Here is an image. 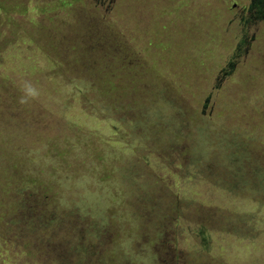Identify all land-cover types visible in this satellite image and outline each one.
I'll return each mask as SVG.
<instances>
[{
    "label": "rangeland",
    "instance_id": "rangeland-1",
    "mask_svg": "<svg viewBox=\"0 0 264 264\" xmlns=\"http://www.w3.org/2000/svg\"><path fill=\"white\" fill-rule=\"evenodd\" d=\"M0 1L6 5L9 0ZM18 2L27 13L0 12V171L9 169L0 173V264H57L52 238L57 231L42 237L38 226L46 220L67 222L59 215L64 213L52 209L59 206L57 196L91 213L110 210L105 201L114 200L118 215L133 220L127 236L119 233L116 239L123 256L99 262L104 259L102 248L90 242L88 264H134L135 257L146 264L147 255L154 254L159 264H264V113L257 114L258 108L264 112V0H86L73 16L55 21L48 19L53 14L38 10L43 2ZM88 2L96 8H89ZM172 9L177 13L174 35L178 37L180 29L199 44L181 40L179 45L180 39L172 38L170 46H164L162 27ZM71 19L77 27L73 31L67 27ZM156 19L161 20L163 48L155 47L149 59L142 47L153 40L147 37L140 43L138 37L145 35L143 21ZM188 48L194 61L185 65ZM136 49L142 62L158 60L161 70L167 63L159 75L145 72V92L165 96L175 110L172 119L185 135L195 118H206L216 138L184 152L181 144L161 140V131L174 129L170 114L161 121L160 132L155 126L147 135L151 124L145 115L160 120L145 103L127 112L115 103L119 95L95 98L90 84L85 87L84 78L96 75L89 69L96 61L114 62L122 54L129 63L118 66L122 75L115 82L140 88L136 73L133 76L137 65L133 67L128 55ZM28 87L38 93L35 98L26 95ZM131 97L118 101L130 103ZM216 98L226 101L224 107L213 103ZM173 109L167 106L171 114ZM215 111H223L226 120ZM46 112L89 132L81 141L91 146V160L81 155L77 167L71 161L68 171H80L73 180L47 178L51 174L44 172L54 163L43 155L58 149ZM221 131H233L236 138H222ZM6 146L13 149L9 156ZM236 154H245V163L255 166L247 169L246 163L240 171ZM107 176L116 182L103 183ZM149 205L155 208L147 209ZM133 215L146 221L136 224ZM68 216L73 220L67 232L82 233L74 220L78 215ZM111 234L103 232L97 243L108 246ZM56 238L67 243L61 235ZM125 240L131 242V252L122 245Z\"/></svg>",
    "mask_w": 264,
    "mask_h": 264
},
{
    "label": "trees",
    "instance_id": "trees-1",
    "mask_svg": "<svg viewBox=\"0 0 264 264\" xmlns=\"http://www.w3.org/2000/svg\"><path fill=\"white\" fill-rule=\"evenodd\" d=\"M85 1L86 0H36L37 4L42 3V2L44 3V7L41 6L40 8H38V10L40 12H44L45 15L53 14L52 16H48V19H51L53 21H55V19L57 18L61 19L62 16H65V15L73 16L74 10L78 9V7L84 6ZM6 2L8 4L3 5L1 4V1H0V12L3 11L9 14L17 13V12L24 13V14L27 13V7L24 6V3L20 6L18 0H16L15 3H14V0L12 1L9 0ZM88 4H89V8H96L97 6L95 4H91L90 2H88ZM58 11H61V14H58L57 13ZM144 12H145V8H144ZM165 15H168V12L165 13ZM169 15H172V16L170 17V19L167 18L168 20L165 21L166 25L162 27L163 33L165 34L164 46L166 47L170 46L169 43L172 41L171 40L172 38L180 39L179 45H180L181 40H185V42L190 44L191 46H195L196 44H199V41L197 38L191 37L192 34L188 35V33L186 34L182 32L180 29H179L180 31L179 36L176 37L173 32L172 24H173L174 18L177 16V13L172 9L169 12ZM73 21L74 20L71 19L69 23L67 24V27H70L72 31L77 28L72 23ZM159 21L161 20L156 19L149 23H145V20H144L143 24L145 26L144 25L143 26L145 30V35H140L138 37L140 43H143L147 37L152 38L153 43L151 46H148L147 48L142 47V50L148 52L149 59L150 57L154 55L153 52L155 51L154 50L155 47H162V42L159 43V38L162 37L160 33ZM147 25L148 27L147 29H145ZM195 30L194 32H192L193 34H195ZM87 33L89 32L87 31ZM83 35L86 36L85 34ZM189 36L191 37L190 39L187 38ZM82 38L84 39L83 42L85 43L86 46L88 47L92 46L91 40L86 39V37H82ZM62 42L63 40L60 39L59 45ZM149 43H151V41H149ZM117 47L120 51L123 50L121 46L119 45V43L117 44ZM96 48H97V54H98V46ZM188 51H189V48H188ZM129 52H130L128 53L129 59L133 63V67L137 65L136 68L135 67L133 68V76H134V73H136V79L140 82V85H141L140 88H137L135 85L134 87H132L133 83L129 84L127 83V81L115 82V79L120 78V75H122L121 69L118 66L129 63L128 60H125V57H123L122 54H119L120 57L116 58L114 62L103 63L102 61H96L97 63L89 68L91 71L90 74H96V75H93V76L89 75L90 77L84 78L85 87H87L90 84L89 89L92 93L95 94L94 95L95 98L96 97L101 98L107 95H119L116 97L115 103L119 105L120 110H125L127 112L129 109L134 110L135 107H140L145 103V106L150 107L152 112H154L156 120H160V121H154L152 118L145 115V119H149L150 124H151V126L145 131V134L150 135L155 126L157 128V132H160L159 126L162 125L161 121H164V119L168 117L169 114L172 116L171 119L174 118L173 115H175V110L173 109V107L170 106L171 103L165 100V96H163L162 98H159L158 96L153 97L154 95H148L145 92V85L143 84V81H145V72L153 71L155 75H159L162 73L163 70H165L164 65L167 66V63L164 62L162 64L163 70H161V65L158 60L151 59L153 63H150L149 59L148 60L145 59V61L142 62L144 58H141L138 55V49H136L135 51L130 50ZM212 56H210V58ZM58 57H59V54H58ZM81 58L82 56L79 57L78 60H82ZM183 58L185 60L184 61L185 65H187V63L193 62L194 60H193L192 50L189 51V55L188 54L183 55ZM59 61L61 60L59 59ZM64 62H66V60ZM61 65H63L62 62H61ZM229 65L230 64H228L225 69H228ZM107 67H109V69L107 71H104V68H107ZM227 75H230V70L227 72ZM124 95H132L130 103L124 104L123 102L121 103L118 101V99L120 97H123ZM214 100L215 99H212L210 103H212ZM225 102L226 101L218 99L216 102H213V103L224 107ZM167 106H169L170 109H173L174 114H171L169 110H167ZM215 113L216 115L221 116V121L226 120V118L223 116V111H220L219 113L215 111ZM263 113L264 112L259 111V108H258L257 114L261 116L263 115ZM46 115L48 116L52 124L51 130H54L51 132V137L54 138V140L53 139L51 140L54 141L58 147L55 153L46 151V153L43 155L45 161L54 163L53 166L44 169V172H48L51 174V175H47L46 177L56 178L57 180H63V181L73 180L75 177L80 176V173H79L80 171L78 170V168L73 173L68 171L67 168L70 166L71 161L73 160L75 163V166L77 167L79 166L78 162L80 161L78 160L81 155H83L85 159L91 160V157L88 155L91 152V146L85 143L84 141H81L82 137L87 136L89 132H86L76 126L69 125L67 124V122L62 123L61 118L55 117L49 112H46ZM195 120H196L195 125L192 126L195 129V131H193V128H191L189 131V134L185 135L182 128L179 126V122H175L176 120L172 119L171 126L174 129L170 131H161L163 133V137L161 138V140H164L165 142H170V141L177 142V144H181L182 146H184V152H188V151H193L199 143H202V142L207 143L211 138H216V135L213 132L215 127L212 125V123H210L206 118H199V119L195 118ZM168 125H170L169 122H168ZM221 134H223V131H221ZM223 135L224 136H222V138H226V139L232 138V137L236 138V135L233 131L231 132L230 135H225V134ZM257 139H259V137H257ZM70 140H73L72 144L69 143ZM11 148L12 147L6 146L7 155L9 154V152L10 154L11 152H13V149L11 150ZM246 159H247V156L245 154L237 155L238 163L236 164V166L240 169V171L243 165H245L246 163L248 164L247 169L252 166H255L252 162H249V161L245 163ZM17 160L18 161L20 160L19 157ZM25 160L27 159H23L19 163V165L20 166L24 165ZM18 161L16 162V164L18 163ZM120 162L114 163L113 167L117 169ZM128 163H130L129 169L131 170L133 174H135L136 172L133 171L131 168V166L133 165L132 161ZM137 163L141 164L139 159H137ZM1 167H2V164L0 168ZM8 170L9 169L6 168L5 170H3L4 172L0 171V173L3 175ZM116 180L114 181V178H110L107 176L105 179H103V183L110 184L111 182L112 183L116 182ZM129 187L131 189V186ZM90 195H94V194L91 193ZM54 196L56 197V194H54ZM56 201L57 202L59 201L58 203L59 206H53L52 209L58 208L57 212L64 213V214H59V215L63 216L62 219H64L67 222H63V224L61 223L62 225L61 224L56 225L58 223H56L55 221L53 222L52 220L50 221L46 220L47 222L41 221L40 223H38L42 237L47 236L48 231H51V233L53 231L55 232L57 231V235L52 236L53 246L55 248L54 249L55 255L53 257L54 258L53 261H55L57 264H88L90 254L87 253V250H88L90 242H93L96 246H98L99 248H102L103 254H101V256L104 259L99 260V262L114 261L115 258L118 259L121 256H123V255H120L119 253L121 250L117 248L118 246L116 245V239L119 233H124L127 236L129 231L131 230L130 227H132L133 225V220L129 217H122L121 215H118L119 212L118 210H116V205L113 202L114 200L112 201L106 200L105 204L110 210L100 211L99 213H93V212L91 213V211L88 208H85L84 206L83 207L77 206L79 204L76 203V201L67 200L60 196H57ZM56 201H54V203H57ZM83 202H85V200H83L81 203ZM42 206L46 209L44 205ZM154 208L155 206H150V205L147 207V209H154ZM37 210L41 211V209H39L38 207H37ZM74 214L78 215L79 217L78 219L77 217H75L74 220L80 225V229L81 228L84 229L82 233L80 232V230H77L75 232H67L66 230L68 222L70 220H73V219H70L68 215L71 216ZM116 216H118V220L115 222L114 217ZM133 216L136 219V224L139 223V220L141 221L145 220L142 217H139L136 215H133ZM88 218L90 220H95V221H89L87 220ZM109 230L112 232L110 236V243L108 246L102 247L97 242L99 238L103 236V232H106ZM58 235L63 236L65 238V241H67V243L59 242L56 238ZM19 237L21 238V240H24L27 244H29L25 240L26 237L24 236V234L22 236L20 234ZM81 240H83L82 246L81 244H78V242ZM122 245H124L131 252L130 250L131 242L129 240H125ZM42 251L45 252L43 249ZM116 253L118 255H116ZM44 255L46 256L45 253ZM155 258H156L155 254L154 256L147 255L146 264H159L155 260ZM134 264H142L141 259L139 257H135Z\"/></svg>",
    "mask_w": 264,
    "mask_h": 264
},
{
    "label": "clouds",
    "instance_id": "clouds-1",
    "mask_svg": "<svg viewBox=\"0 0 264 264\" xmlns=\"http://www.w3.org/2000/svg\"><path fill=\"white\" fill-rule=\"evenodd\" d=\"M26 95L27 96H30V97H32V98H35L37 95H38V93L36 92V90L34 89V88H32V87H28L27 89H26ZM25 101L22 99L21 100V103H24Z\"/></svg>",
    "mask_w": 264,
    "mask_h": 264
}]
</instances>
